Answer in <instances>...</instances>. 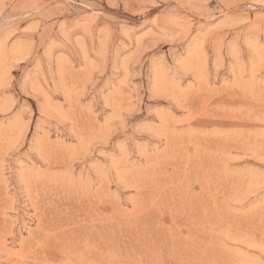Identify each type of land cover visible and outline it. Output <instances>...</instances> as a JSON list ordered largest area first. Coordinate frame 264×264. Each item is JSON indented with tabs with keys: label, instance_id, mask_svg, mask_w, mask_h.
Instances as JSON below:
<instances>
[{
	"label": "rangeland",
	"instance_id": "1",
	"mask_svg": "<svg viewBox=\"0 0 264 264\" xmlns=\"http://www.w3.org/2000/svg\"><path fill=\"white\" fill-rule=\"evenodd\" d=\"M0 264H264V0H0Z\"/></svg>",
	"mask_w": 264,
	"mask_h": 264
}]
</instances>
